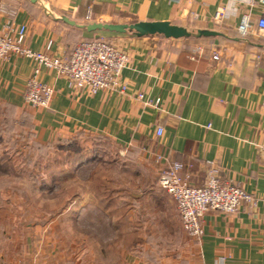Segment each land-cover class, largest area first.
<instances>
[{
  "label": "crops",
  "instance_id": "obj_1",
  "mask_svg": "<svg viewBox=\"0 0 264 264\" xmlns=\"http://www.w3.org/2000/svg\"><path fill=\"white\" fill-rule=\"evenodd\" d=\"M248 8L249 0H0V33L8 25H26L34 52L66 57L81 42L104 38L130 56L125 94L76 91L42 67L39 80L55 96L47 109H34L23 95L37 63L12 55L0 64V132L10 118L42 144L81 133L104 137L131 153L137 175L147 182L127 186L105 209L80 201L78 218L47 217L44 224L9 219L15 228L0 239V264H264L261 202L233 215L209 212L203 235L192 237L174 199L158 185L167 162L175 161L193 186H203L216 169L221 178L264 197V32L256 26L240 30ZM63 17L79 25L170 22L219 35L89 33ZM157 100V107L148 104ZM88 205L103 216L90 215Z\"/></svg>",
  "mask_w": 264,
  "mask_h": 264
},
{
  "label": "rangeland",
  "instance_id": "obj_2",
  "mask_svg": "<svg viewBox=\"0 0 264 264\" xmlns=\"http://www.w3.org/2000/svg\"><path fill=\"white\" fill-rule=\"evenodd\" d=\"M7 120L0 132V217H7L0 221V239L14 230L11 218L42 224L47 217L78 218L83 213L80 201L104 208L117 201L127 186L147 183L137 175L131 153L104 137L81 133L42 144L28 126H14ZM87 210L92 216H103L93 205Z\"/></svg>",
  "mask_w": 264,
  "mask_h": 264
},
{
  "label": "built area",
  "instance_id": "obj_3",
  "mask_svg": "<svg viewBox=\"0 0 264 264\" xmlns=\"http://www.w3.org/2000/svg\"><path fill=\"white\" fill-rule=\"evenodd\" d=\"M222 16L223 13H218L216 19ZM253 26L264 32V0H249V8L241 18L240 30L243 33ZM27 33L26 25H8L0 33V64L12 55L28 57L37 63L23 95L30 107L47 109L55 96L54 88L39 80L42 67L55 70L76 91L86 89L92 95L98 92L126 93L128 88L122 79L124 70L130 64V56L116 44L95 38L81 42L66 57H52L32 51L26 43ZM214 58L218 60L219 56ZM139 97L143 98V95ZM159 103V100L148 102L155 107ZM157 134L162 136L163 129L159 128ZM259 152L264 163V145L259 147ZM183 169V164L168 161L160 172L158 185L174 199L182 228L189 236L203 235L202 221L209 212L233 215L239 213L245 204L256 207L261 202L264 205V197L248 193L239 185L221 178L216 169L210 170L206 183L201 187L191 185L188 176L182 175Z\"/></svg>",
  "mask_w": 264,
  "mask_h": 264
},
{
  "label": "water",
  "instance_id": "obj_4",
  "mask_svg": "<svg viewBox=\"0 0 264 264\" xmlns=\"http://www.w3.org/2000/svg\"><path fill=\"white\" fill-rule=\"evenodd\" d=\"M62 20L72 26L85 29L89 33L105 31L116 34L131 33L137 37L162 36L167 39L203 38L219 35L217 32L209 30L191 32L185 27L178 26L170 22L140 21L132 24L91 23L87 25H79L66 17H63Z\"/></svg>",
  "mask_w": 264,
  "mask_h": 264
},
{
  "label": "trees",
  "instance_id": "obj_5",
  "mask_svg": "<svg viewBox=\"0 0 264 264\" xmlns=\"http://www.w3.org/2000/svg\"><path fill=\"white\" fill-rule=\"evenodd\" d=\"M91 40V39H90ZM63 140V139H62ZM58 142V141H57ZM55 143V142H54ZM51 144H53V143H51Z\"/></svg>",
  "mask_w": 264,
  "mask_h": 264
}]
</instances>
